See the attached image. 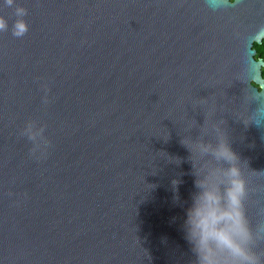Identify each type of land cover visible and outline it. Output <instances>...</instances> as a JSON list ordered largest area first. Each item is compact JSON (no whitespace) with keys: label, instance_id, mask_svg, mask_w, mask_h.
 Segmentation results:
<instances>
[{"label":"water","instance_id":"95a60500","mask_svg":"<svg viewBox=\"0 0 264 264\" xmlns=\"http://www.w3.org/2000/svg\"><path fill=\"white\" fill-rule=\"evenodd\" d=\"M18 3L28 32L0 31V264H196L181 139L206 122L254 169L248 214L264 220V125L244 122L264 88V0ZM29 119L47 125L45 159L19 135Z\"/></svg>","mask_w":264,"mask_h":264},{"label":"clouds","instance_id":"9594fccd","mask_svg":"<svg viewBox=\"0 0 264 264\" xmlns=\"http://www.w3.org/2000/svg\"><path fill=\"white\" fill-rule=\"evenodd\" d=\"M227 4L228 0H207L208 8L213 11ZM0 5L11 8L14 16L10 24L8 17L0 14V31L10 29L14 36H24L29 30L27 9L18 0H0ZM252 39L264 42V25ZM42 87L43 103L47 106L50 103L49 86L44 84ZM253 92L250 99L256 101L258 107L244 122L259 127L264 125V88L253 89ZM46 127L36 119H29L19 132L32 142L30 155L37 160L47 158L52 144L45 134ZM205 136L210 138L205 139ZM181 144L191 154L189 158L195 177V191L184 210L182 227L185 239L196 254V264H264V249L258 248L264 242V220L253 225L248 214L250 193L257 190L250 185L249 174L254 169L248 159L242 158L233 148L219 123L209 125L206 122L198 137L184 136ZM178 183V180L172 181L174 191ZM174 200L178 201L179 196H174Z\"/></svg>","mask_w":264,"mask_h":264},{"label":"trees","instance_id":"16d2710c","mask_svg":"<svg viewBox=\"0 0 264 264\" xmlns=\"http://www.w3.org/2000/svg\"><path fill=\"white\" fill-rule=\"evenodd\" d=\"M254 47L257 50L256 57L264 59V42H262L260 44L259 43H255ZM263 76H264V67H263Z\"/></svg>","mask_w":264,"mask_h":264}]
</instances>
